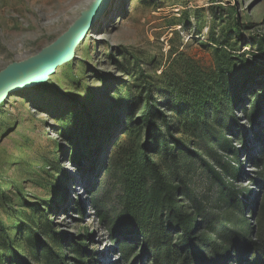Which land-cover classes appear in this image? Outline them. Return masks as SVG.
<instances>
[{"label": "rangeland", "instance_id": "rangeland-1", "mask_svg": "<svg viewBox=\"0 0 264 264\" xmlns=\"http://www.w3.org/2000/svg\"><path fill=\"white\" fill-rule=\"evenodd\" d=\"M103 2L0 0V72L51 46L84 11L99 9ZM260 46L264 48V0H109L69 60L45 82L10 94L0 106V264H42L44 249L61 256L63 264H156L142 243L124 261L94 203L119 209L115 166L129 132L148 103L156 124L162 115L174 125L183 108L174 87L191 70L214 74L215 48L241 60L236 61L237 74L254 64L249 80L237 89L234 123L226 118L228 129L208 123L239 150L241 171L227 182L246 190L243 215L253 229L250 241L258 243L262 184L252 162L264 150ZM256 97L258 109L250 112ZM254 113L257 124L251 127ZM140 132V146L150 160L161 163L164 158L156 156L142 124ZM171 134L188 150L174 149L185 168L173 171L172 183L184 180L210 218H217L222 213L220 182L203 163L224 180L225 153L212 141H197L177 129ZM170 146L175 147L173 141ZM165 174L169 176L167 170ZM181 202L191 205L183 196ZM74 242L85 249L82 259L71 252ZM242 247L204 264H264V251L249 243Z\"/></svg>", "mask_w": 264, "mask_h": 264}, {"label": "trees", "instance_id": "trees-1", "mask_svg": "<svg viewBox=\"0 0 264 264\" xmlns=\"http://www.w3.org/2000/svg\"><path fill=\"white\" fill-rule=\"evenodd\" d=\"M260 52L264 53L261 46ZM215 60L214 74L205 75L200 70H191L184 83L174 87L177 104L183 105L174 125L168 124L162 115L158 117L161 122L157 119L156 124L153 106L147 104L146 110L137 119L138 126L128 134L130 141L124 149L120 164L115 166L120 187L119 209L106 210L102 203H94V212L100 215L101 221L109 228L112 240L119 244L124 261L134 257L133 249L138 243H142L152 253L156 264H204L210 262L215 255L222 254L221 259L228 256V251L232 248L239 253L246 243L255 250L264 251V150L252 162L262 184L257 243L250 241L253 229L243 215V200L247 192L233 187L232 182H227V179L236 180L241 171L237 158L239 150L231 146V141L208 123L211 120L218 129H228L230 120L234 123V106L239 100L237 89L249 80L248 72L253 69L254 64L246 62L244 72L237 74L236 61L241 60L226 56L221 48H215ZM258 104L256 97L250 112H256ZM141 124L149 131V139L154 142L157 151L156 156L164 158L161 163L150 160L146 149L140 146ZM251 124V127L257 124L255 113ZM161 127H165V130ZM174 129L197 141H212V145L220 148L226 155V161L221 164L224 180L203 163L212 178L220 182L218 202L221 203L222 213L217 218H210L207 207L192 195L184 180H180L178 185L171 181L173 171L185 168L176 161L174 149L188 151L184 141L171 134ZM241 131L236 130L238 133ZM170 141H173L175 147L170 146ZM239 141L243 143V149H246L244 135L239 137ZM210 154L213 151L210 150ZM166 170L169 176L165 174ZM182 196L191 202L190 206L181 202ZM124 238L129 241L123 240ZM70 247L78 258L84 257L85 249L81 244L74 242ZM41 259L42 264H63L62 257L54 255L50 249L42 250Z\"/></svg>", "mask_w": 264, "mask_h": 264}, {"label": "water", "instance_id": "water-1", "mask_svg": "<svg viewBox=\"0 0 264 264\" xmlns=\"http://www.w3.org/2000/svg\"><path fill=\"white\" fill-rule=\"evenodd\" d=\"M108 1L104 0L99 9L84 11L62 36L36 56L23 62L13 63L2 70L0 104H4L10 94L20 89L45 82L56 66L69 60L74 49L84 40L89 28L105 10Z\"/></svg>", "mask_w": 264, "mask_h": 264}, {"label": "bare ground", "instance_id": "bare-ground-1", "mask_svg": "<svg viewBox=\"0 0 264 264\" xmlns=\"http://www.w3.org/2000/svg\"><path fill=\"white\" fill-rule=\"evenodd\" d=\"M89 3H92V2H89Z\"/></svg>", "mask_w": 264, "mask_h": 264}]
</instances>
